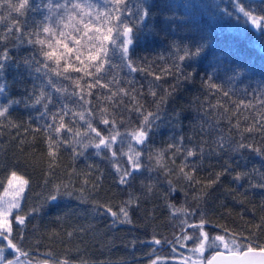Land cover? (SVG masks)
<instances>
[{"label": "trees", "instance_id": "16d2710c", "mask_svg": "<svg viewBox=\"0 0 264 264\" xmlns=\"http://www.w3.org/2000/svg\"><path fill=\"white\" fill-rule=\"evenodd\" d=\"M93 2L102 10V0ZM42 3L44 0H30L33 7ZM145 3L152 11L138 34L136 55L137 58L148 57L150 66L145 65L144 72L129 73L124 69L117 75L120 86L142 90L143 95L137 96V100L146 109L152 106L153 98L147 94L150 83L167 88L174 82L166 72L177 58L172 45L191 47L206 43V47L195 60H185L184 70L194 73L193 79L181 83L168 100L158 127L150 134L148 149L153 154H163L160 164L157 165L155 156L151 161L141 156L144 168L151 165V170L142 169L127 185L118 183L110 154L93 146L84 147L90 137L83 135L86 126L78 117L73 131L79 130L81 135L75 137L70 146L72 133L62 131L65 143L55 157L48 155L46 137L50 130L42 127L45 124V120L40 119L42 105H34L32 100L40 91L34 86L41 85L42 81L35 79L34 72L30 75L22 64L32 49L13 43L7 45L10 61L0 80L6 84L5 92L0 94V105L9 107L8 120L17 126L7 120L0 126V196L7 187L11 171L28 181L22 205L25 209L39 206L54 185H67L73 192L71 197H61L29 216L24 225L13 223V242L28 253L20 258L32 264L44 261L60 264L65 260L67 264H182L184 257H196L190 250L192 241L184 242L177 237H182V229L194 233L196 230L187 225L199 224L201 217L206 222L204 230L210 234H222L227 229L264 243V187L252 186L264 182V155L252 150L210 152L215 147L212 141L217 133L209 132L207 145H204L198 127L202 119L208 120L226 138L231 136L236 142L243 139L264 152V128L261 127L264 125L261 92L264 90V33L242 16L224 15V10H231V0H145ZM17 4L18 0H0V29L6 31L16 18L23 19L16 11ZM244 4L254 15L264 12V0H244ZM182 5H189L187 13ZM41 15V12L29 11L26 17L29 25L33 17L39 19ZM3 47L0 45V49ZM107 72L105 65L99 75L105 76ZM68 75L83 77L80 84L84 93L89 91L85 81L90 82L94 77L71 70ZM156 75L161 79L155 80ZM209 77L216 88L207 87ZM111 78L108 74L102 83ZM53 79L62 81L68 93H55L47 88L46 94L52 97L49 112L60 111L65 103L78 110L83 102L73 103L77 100L71 95L74 81L63 77ZM110 87L115 90L116 85ZM225 92L228 95H224ZM91 93V104L84 107L93 109V126L104 135L108 131L99 122L100 106L108 107L109 113H120L126 106L131 108L136 104L131 96H123L124 103L114 108L112 102L121 97L109 100L108 88L99 85L92 87ZM129 117L134 127L138 113L125 111V120ZM72 119L70 112L64 117L65 124L72 126ZM51 122L48 118L47 123ZM119 126L123 131L128 125L126 122ZM249 127L251 132L246 131ZM90 136L94 138L95 134ZM181 136L184 138L182 147L177 143ZM170 144L176 147L169 149ZM201 147L203 155L188 157L185 165V150ZM98 151L100 155L96 154ZM126 160V157L121 160L124 167ZM226 162L232 163L231 170L220 175L219 181L213 184ZM182 165L185 172L194 165V179L200 182L185 180L180 172ZM238 172L245 173L239 181L233 178ZM169 181L175 188L171 194ZM144 185H151L152 190L148 191ZM81 195L83 200L79 198ZM130 198L134 200L129 207L131 223H114L116 218L98 206L106 205L118 211ZM20 229L23 238L17 239ZM154 240L161 243L155 244ZM181 243L186 246L181 247ZM16 255L12 250L7 252V260Z\"/></svg>", "mask_w": 264, "mask_h": 264}, {"label": "snow or ice", "instance_id": "6c2138e0", "mask_svg": "<svg viewBox=\"0 0 264 264\" xmlns=\"http://www.w3.org/2000/svg\"><path fill=\"white\" fill-rule=\"evenodd\" d=\"M103 8L99 4L94 3L93 0H44V3L35 7L31 6L30 0H18L16 11L19 17L16 18L15 23L7 27L4 31L0 29V45L4 47L0 49V80L2 74L5 72L10 57L8 56L9 43L18 44L20 46H28L32 49L31 53L25 56L22 60L23 66L29 71L30 75L34 72L37 74L35 79L42 81L39 87L38 95H33V104L42 105L40 119L45 120L42 126L44 130L48 131L46 143L48 148V155L55 157L59 148L65 143V138L61 136L62 131L72 133V138L68 141L71 146L75 137L81 135L79 130L73 131L77 123L76 117L79 121H83L86 126V131L83 133L89 136V143L84 147H95L97 150H103L104 154H110V160L118 175V183L127 185L131 180L136 178L135 174L142 169L151 170V165L147 169L141 160V156L149 161L153 160L154 156L157 165L160 164L162 153L157 152L153 154L148 149V141L150 134L154 127H158V121L166 111L168 100L174 96L176 90L180 87L182 82L193 79L194 73L186 72L185 60H195L201 55L206 47V43H197L193 46L173 44L172 47L176 53V61L166 69L168 75L173 77V83H170L167 88L162 85H154L150 83L148 88V95L152 99V106L146 109L144 104L137 100V96H142V90L137 91L134 87L126 89L119 85L118 72L127 69L129 73L144 72L145 65L150 66L148 57L137 58L136 42L139 38V33L142 27H145V21L151 15V7L145 3V0H102ZM132 3V7H129ZM185 12L189 5H182ZM41 12L39 19L33 17L32 25L26 18L27 13ZM223 14L231 17L236 14L237 17H243L246 22H250L256 30L264 33V12L253 14L251 9L246 8L244 0H231V10H224ZM91 33V34H90ZM107 65L108 72L105 76L99 74L104 71ZM19 67V65H17ZM83 72L84 76L94 77L90 82L85 81V86L89 89L84 93L80 80L83 77H72L68 75L69 71ZM111 74V79L107 83H102L105 77ZM53 77H63L64 80H73L75 87L72 88L71 95L77 97L73 103L80 104L78 110L69 108L67 104H62L60 111L50 113L48 105L52 102V97L46 94V89L51 88L55 93H68V87L64 86L62 81L53 79ZM235 78V77H233ZM161 76L156 75L155 80H160ZM132 83V81H129ZM116 85L113 90L110 85ZM99 85L103 88H108L107 96L109 100L112 97L120 96L119 100L112 102L113 107H117L124 103L123 96H131L132 100H136V104L131 108L125 107L120 113L115 111L109 113L108 107L100 106L99 122L107 127L108 134H102L101 130L93 126L92 118L94 111L92 108H85L84 105H90V97L92 95V87ZM207 87L216 88L217 86L208 78ZM6 90V84L0 82V94ZM79 90V91H77ZM159 90V92L157 91ZM218 91L220 89H217ZM247 92L248 89H245ZM264 96V90H261ZM224 95H228L227 92ZM264 102V100H262ZM19 103V101H14ZM203 107V106H202ZM135 111L138 113V119L135 126H131V118H124V112ZM71 112L73 119L70 121L72 126L65 124L64 117ZM9 107L0 105V126H3V121L8 120ZM51 119V123H47V119ZM57 121H59L57 123ZM127 122V127L121 131L119 125ZM201 133V142L207 145V135L211 131H216L217 135L212 143L214 148L210 152L219 154L224 151L242 152L243 150H252L258 154L264 155L260 148L254 147L252 144L245 143L243 139L239 142L232 140L231 136L227 138L221 134L218 129L214 128L213 123L208 120H201L198 125ZM238 127V125H237ZM264 128V125L261 126ZM41 130L40 128L36 129ZM246 131L251 132L249 127ZM94 133L95 137L90 134ZM55 134V135H53ZM183 136L178 140V144L183 146ZM191 139V137H190ZM143 146V147H138ZM176 147L175 144H170L169 149ZM177 150H180L177 148ZM73 151L75 149L73 148ZM203 147L199 149L185 150V165L188 164V157L203 155ZM101 154V151L96 153ZM126 157L127 166L121 165V160ZM232 167L231 162H226L224 169L218 173L216 179L212 183L219 181V176L230 171ZM181 174L184 179L193 183L200 181L194 179L195 166L185 172L184 166H181ZM245 173L238 172L234 175V179L239 181ZM47 184V181H45ZM169 183V194L175 191V188ZM28 181L22 176H19L15 171H11L7 178V187L3 190V196H0V240L7 241L6 245L0 246V264H23L20 261V256H27L28 253L23 251L13 242V223L16 225H24L29 216H32L51 203L56 202L61 197H71L73 192L69 186L54 185L52 189L44 197L39 206H34L25 209L22 207L24 201L23 193ZM253 187H264V182L259 185H252ZM148 191L152 190L151 185H144ZM185 195H187L185 193ZM83 200V196L79 197ZM134 200L130 198L122 204L118 211H113L111 207L106 205H98L106 209L112 217L116 218L115 222L131 223L129 218V207ZM170 207H174L170 205ZM194 215V213H193ZM205 221L201 217L199 224H188L187 227L194 228L196 231L192 234L182 229V237H177V240L184 242L191 240L193 247L190 249L196 257H184L182 264H264V243H257L249 237L240 236L238 233H232L227 229L224 232L217 234H210L204 230ZM22 229L17 233V239H22ZM239 237V238H238ZM155 244H160V240H154ZM166 243H171L166 241ZM181 247H185V243H181ZM11 249L17 255L12 260L5 259V249ZM176 251L175 248L172 249ZM208 253L205 256V253ZM31 264V262H29ZM43 264H49L44 261ZM60 264H67V261H61ZM155 264V262H153Z\"/></svg>", "mask_w": 264, "mask_h": 264}, {"label": "rangeland", "instance_id": "374dc122", "mask_svg": "<svg viewBox=\"0 0 264 264\" xmlns=\"http://www.w3.org/2000/svg\"><path fill=\"white\" fill-rule=\"evenodd\" d=\"M27 189H28V185L25 187V191L23 193L24 198H25V194H26ZM22 205H23V202H22ZM6 244H7V241L0 240V246L6 245ZM9 251H11V249H7V248L5 249L4 255H5V259L6 260H7V252H9ZM19 259H20L21 262H23V264H29V261H26V260H24L23 258H20V257H19Z\"/></svg>", "mask_w": 264, "mask_h": 264}, {"label": "water", "instance_id": "95a60500", "mask_svg": "<svg viewBox=\"0 0 264 264\" xmlns=\"http://www.w3.org/2000/svg\"><path fill=\"white\" fill-rule=\"evenodd\" d=\"M49 264H51V263H49Z\"/></svg>", "mask_w": 264, "mask_h": 264}]
</instances>
